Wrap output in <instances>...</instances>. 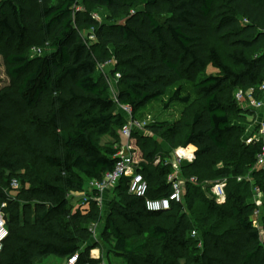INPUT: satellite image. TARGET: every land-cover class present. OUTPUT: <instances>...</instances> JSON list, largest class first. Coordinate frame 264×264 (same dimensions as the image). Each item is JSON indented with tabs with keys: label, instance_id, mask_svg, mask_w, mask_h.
I'll list each match as a JSON object with an SVG mask.
<instances>
[{
	"label": "trees",
	"instance_id": "16d2710c",
	"mask_svg": "<svg viewBox=\"0 0 264 264\" xmlns=\"http://www.w3.org/2000/svg\"><path fill=\"white\" fill-rule=\"evenodd\" d=\"M134 3L85 0L86 5L122 19L120 24L102 26L77 9L79 0H9L0 6V40L7 46L8 75L17 83L0 93V139L6 142L0 152V210L10 232L0 264H37L49 257L68 260L80 253L81 244L92 236L88 226L103 221L102 211L96 203L89 211L80 207L72 211L68 196L83 193L89 182L114 170L119 152L101 141L125 124V117L114 110L129 107L136 117L174 88L165 109H188L194 98L184 85H191L203 101L191 122H154L148 129L171 148L182 138L184 148L196 149L197 161L181 165L188 180L184 200L186 191H194L215 223L210 225L209 219L207 227L200 223L192 227L181 215L174 229L149 225L143 231L146 222L183 211L184 200L169 212H148L143 199L129 195L126 178L114 189L122 198L111 206L106 234L133 264H183L190 253L196 264H264V233L251 220L257 207L248 200L250 182L233 185L224 204L207 198L189 182L202 180L197 162L221 152L232 153L249 170L257 166L264 143L247 146L245 128L235 122L256 112L243 113L236 93L252 90L257 100L264 98L260 91L264 0H223L217 12V0H138L142 9ZM86 28L93 32L82 35ZM90 34L95 35L96 46L113 49L114 57L97 55ZM216 39L229 49L228 62L221 47L211 44ZM32 46L43 47L42 53L31 58L27 49ZM108 62L116 63L114 72L120 75L117 102L108 76L100 70ZM209 66L217 74H208ZM27 157L58 175L44 179L31 163L29 186L15 189L16 196L10 197L7 191L13 192L12 182L24 175ZM141 172L149 183V198L168 196L171 165H162L155 175L145 163ZM152 180L157 188L151 186ZM113 218L136 227L135 240ZM196 229H201L203 248L198 247ZM152 242L162 244L166 257L147 255Z\"/></svg>",
	"mask_w": 264,
	"mask_h": 264
},
{
	"label": "rangeland",
	"instance_id": "374dc122",
	"mask_svg": "<svg viewBox=\"0 0 264 264\" xmlns=\"http://www.w3.org/2000/svg\"><path fill=\"white\" fill-rule=\"evenodd\" d=\"M9 0H0V6L5 2ZM60 0H56V3ZM134 1L135 7L137 9H142V5L138 4V0H131ZM223 5V0H217V4L215 6V11L218 10V7H221ZM78 10L87 12L92 19L97 21L99 25H115L122 23V19L120 18H113L110 16V14L98 7H94L91 5H86L85 0H79V6L77 7ZM217 12V11H216ZM92 32V28H86L83 30L82 35H88ZM213 45H216L217 47H221L222 54L225 58V60L228 62V53L229 49L225 46H222L220 41L218 39L213 40ZM91 47H93L94 52L102 57L110 58L114 57V51L111 48H106L102 46H96V39L94 41H90ZM96 46V47H95ZM95 47V48H94ZM6 42L5 40H0V93L16 87L17 83L13 81L9 75H8V65L6 62L5 52H6ZM43 51V47L41 46H32L27 49L28 55L33 58L37 55L41 54ZM115 64L112 66L105 68L103 71L108 76V79L110 83L112 84L115 91H119V81H120V75L115 74ZM208 74H217V71L212 68L211 66L208 67L207 70ZM185 90L187 93L191 94L194 98L193 104L190 108L185 109L182 106L172 108L171 110H166L165 105L168 102L170 96L174 92L176 88L171 90L169 94L166 97H163L161 99H158L157 101L151 103L149 106H147L145 109H143L136 117H134L135 121L140 122L141 124L145 125L143 126V130L141 131H134L131 146L133 147L134 153L139 158V161L145 162L146 165L150 168V170L157 175L156 172H158L159 167H162L164 165L165 159H171L172 162H174L175 157L174 153L177 150L185 149L183 146L182 138L179 139L178 145L176 147H170L166 144V142L157 135H154L149 129V125L154 122H174L176 120H180L185 124H188L191 122L194 114L198 112L202 105L203 101L200 98V96L197 94L196 90L191 85H184ZM240 107L242 108L243 113L248 112V114H251V110L248 107V103L240 102ZM115 114H121L125 117V124L123 127H118L113 130V132L107 136L102 137V145L104 147H111L115 150H118L119 153H126L128 151V148L126 147L128 144V139L123 136V128L126 125H129V119L131 116L123 109L121 106H118L114 110ZM257 112L253 115V117L249 116L248 118H239L235 119L236 124L242 125L245 128V134L243 142L246 143L247 137L255 135L259 133L260 130V123ZM187 128L184 131L186 134ZM7 143H9L7 141ZM6 144V142L2 139H0V152L2 148V145ZM16 150V149H15ZM190 150H193L190 148ZM195 151V150H194ZM152 153L153 158H148V155ZM195 153V152H194ZM160 161V162H159ZM193 162L197 161L195 158L192 160ZM27 166L25 171L23 172L24 175L20 178H18L19 188L23 186H29V181L32 178V173L30 171V167L28 166L31 163L36 164L37 169L39 171V174L44 179L54 180L58 172L49 169L46 167L41 161H33L30 157H27ZM162 162V163H161ZM187 161H185L186 163ZM189 163V161L187 162ZM199 166V171L202 175V180H199L198 178H195V182H192V178L189 180V182L195 186L198 187L201 192L209 199H212V192L211 188L212 186L216 185L219 182H222L225 185V193L226 198L228 191L232 188L233 185H236L238 183H243L246 181L250 182V187L247 190L248 200L251 203H257L260 202L259 207V215L257 217L252 216L251 220L254 225L261 233L264 232V167H254L253 169H248L245 166L244 162H240L239 160H235V157L232 153H226L221 152L217 156H213L210 158H207L205 160H200V162H197ZM239 168V172L236 171V168ZM222 171H226V178H220L218 176L219 173ZM258 173V177L254 178V174ZM27 181V183H26ZM188 182V180H187ZM186 182V183H187ZM151 186L154 188H157L156 181H151ZM185 186H187L185 184ZM12 191H7V195L10 197H15L16 192L14 191L15 188L12 187ZM194 191H186V198L184 200V205L182 207V210L180 213H176L174 211L169 217V219H163L158 218L156 220H153L151 222L145 223V228L143 231H146L147 227L149 225H160L169 229H174L175 224L177 223L178 219L181 215L185 216L186 219L191 223L192 227H197L199 223L201 225H205V227L209 226L207 225V220H212L210 225L215 223V220L212 218H209V216L206 214V211L201 203V200L196 195H193ZM86 193V190H85ZM88 193V192H87ZM200 193V192H199ZM83 193H70L68 196V199L70 200V205L72 211H76L78 207L80 206L81 199L83 198ZM122 196H118V193H115L114 190H109L107 194L103 195V204L104 209L101 213L103 216V221L100 224H94L89 225L88 228H92V236L89 242L82 243L80 248L81 252L79 254H82V258L80 257V260L78 264H90L94 262H98L99 264H133L132 260L127 258L126 256L122 255L119 251L115 249L114 239L112 235H107V219L111 217V206L112 204L117 201L121 200ZM190 202H193V208H190ZM94 211H97L96 207H92ZM177 215V217H176ZM116 224L124 231V233L129 237L131 241L135 240L137 228L132 225L125 224L121 219L113 218ZM232 225L231 222H228L227 226ZM198 228V227H197ZM199 233V237L196 239V241H199L198 247L203 248V241H202V233L201 229H196ZM156 255L157 257H166V254L163 252L162 244L158 242H152L151 247L147 251V255ZM68 260H61L55 257H49L48 259H44L39 261L37 264H67ZM183 264H196L195 263V254L190 253L188 254V259L182 262Z\"/></svg>",
	"mask_w": 264,
	"mask_h": 264
},
{
	"label": "built area",
	"instance_id": "2783aa9c",
	"mask_svg": "<svg viewBox=\"0 0 264 264\" xmlns=\"http://www.w3.org/2000/svg\"><path fill=\"white\" fill-rule=\"evenodd\" d=\"M93 32V31H92ZM95 35L90 34L88 36L89 41H94ZM40 55V54H39ZM112 62H108L105 65L100 66V70L103 71L105 68L112 66ZM104 72V71H103ZM110 83V81H109ZM110 91L113 99L117 102V91L114 90L112 84L110 83ZM260 91L264 93V83L260 88ZM236 100L240 102H247L248 107L254 110L257 113H261L264 116V98L261 100H257L254 95L253 91H249L244 93L243 91L239 90L236 93ZM125 111L131 116L129 119V125H126L123 128V136L128 139L127 148L128 151L126 153H119L116 156V166L114 170L110 173H107L103 179L101 180H94L88 183L85 191L83 192V198L81 199L80 209L83 212L89 211L91 208L92 203H96L97 207L103 211L104 204H103V193L105 191L114 190L119 184L122 182L123 179H129V186H128V193L138 199H143L145 203V208L148 212L152 213H166L171 211L174 205H180L183 203L184 194H185V184L187 180L183 177L181 172V165L185 163V161H189L192 163L195 157V153L192 152L189 155H181L180 150H177L174 154L175 160L172 162L171 159H167L164 161V165H171L172 172L168 176V184L170 186V193L167 197L160 198V199H151L148 197L149 192V183L145 179L142 171V165L145 162L139 161V158L134 153V149L131 146V141L133 132L134 131H141L143 130V124L138 121L134 120L133 111L129 107H122ZM260 142L264 143V120L260 123V130L259 133L248 136L246 140V145H255ZM188 148L183 149L186 151ZM160 162V161H159ZM162 163V162H161ZM257 166L264 167V144L262 147L261 153L257 155ZM192 182H195V178L191 179ZM18 181L14 180L12 182V187L15 189L19 188ZM88 192V193H87ZM212 198L215 199L219 204H224L227 200L226 193H225V185L222 182L217 183L216 185L212 186L211 188ZM257 209L254 213V217L259 215V207L260 202L258 201L255 203ZM78 207V208H79ZM91 233H93L92 228L90 229ZM10 236V232L7 225V220L5 214L2 210H0V261L2 258V253L4 250L5 242L8 240ZM197 233L195 231L192 232V237L195 238ZM80 261V254L77 253L71 256L68 259L67 264H78Z\"/></svg>",
	"mask_w": 264,
	"mask_h": 264
},
{
	"label": "crops",
	"instance_id": "0c3cea01",
	"mask_svg": "<svg viewBox=\"0 0 264 264\" xmlns=\"http://www.w3.org/2000/svg\"><path fill=\"white\" fill-rule=\"evenodd\" d=\"M257 114H259L258 116V119H259V122H261V121H263L264 120V116L261 114V113H257ZM189 148V147H188ZM190 148H192L193 150V152H196V149L195 148H193V147H190ZM195 150V151H194ZM107 192L108 191H105L104 193H103V195H105V194H107ZM103 195H102V197H103Z\"/></svg>",
	"mask_w": 264,
	"mask_h": 264
},
{
	"label": "bare ground",
	"instance_id": "6f19581e",
	"mask_svg": "<svg viewBox=\"0 0 264 264\" xmlns=\"http://www.w3.org/2000/svg\"><path fill=\"white\" fill-rule=\"evenodd\" d=\"M192 152H193V151L190 150V147H189L186 151H183V149L180 150L181 155H189V154H191Z\"/></svg>",
	"mask_w": 264,
	"mask_h": 264
}]
</instances>
